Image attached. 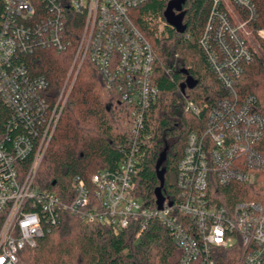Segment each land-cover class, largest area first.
<instances>
[{
  "label": "built area",
  "instance_id": "built-area-1",
  "mask_svg": "<svg viewBox=\"0 0 264 264\" xmlns=\"http://www.w3.org/2000/svg\"><path fill=\"white\" fill-rule=\"evenodd\" d=\"M148 1L2 0L0 108L6 115L0 116V264H19L20 251L34 247L63 214L119 230L132 227L137 236L156 221L180 251L177 264H217L222 252L238 256L237 264H264V193L257 201L218 202L221 189L232 182L253 183L264 167L257 150L263 121L253 112L252 100L238 102L233 90L242 66L256 53L248 40L254 4L211 2L199 45L228 96L208 111L203 130L187 135L176 166L178 198L164 199L158 210L144 207L134 196V179L144 157L139 136L157 89L152 84V48L129 12ZM79 20L76 51L51 104L48 82L32 76L21 56L39 48L64 52L70 44L68 24ZM257 35L264 39L263 30ZM84 58L97 70L105 89L131 109L132 135L114 171L95 173L90 188L73 178L72 196L63 200L36 184V175ZM184 107L194 116L200 112L187 100Z\"/></svg>",
  "mask_w": 264,
  "mask_h": 264
},
{
  "label": "trees",
  "instance_id": "trees-1",
  "mask_svg": "<svg viewBox=\"0 0 264 264\" xmlns=\"http://www.w3.org/2000/svg\"><path fill=\"white\" fill-rule=\"evenodd\" d=\"M169 1L149 0L129 12L154 56L152 84L157 89V99L145 112L139 136L144 157L134 179V196L149 209L156 207L154 192L157 188L165 200L173 202L178 198L175 173L186 137L192 131L203 130L208 111L216 101L228 96L208 68L199 45L212 0H184L183 34L163 24V12ZM250 1L256 16L249 26L252 31L264 30V0ZM3 13L0 0V21ZM81 30L80 20L68 24L66 33L70 44L64 52L39 48L21 56L32 76L44 77L48 82L51 104L62 89ZM259 49V54L242 66L233 90L238 102L252 100L253 112L263 121L257 150L264 159V41H260ZM187 76L196 85L182 94L180 86ZM186 100L200 109L197 116L185 110ZM130 112L118 95L105 89L97 70L84 58L37 169L39 186L69 200L73 178H80L90 188V179L95 173L114 171L132 135ZM1 113L0 116L6 115L2 108ZM258 174L260 178L251 184L232 182L221 189L218 202L259 200L264 193V167ZM179 257L180 251L172 244L168 231L156 221H151L137 236L132 227L119 230L63 214L59 224L37 239L34 247L20 251L19 264H177ZM238 259L232 253L222 252L217 264H237Z\"/></svg>",
  "mask_w": 264,
  "mask_h": 264
},
{
  "label": "water",
  "instance_id": "water-1",
  "mask_svg": "<svg viewBox=\"0 0 264 264\" xmlns=\"http://www.w3.org/2000/svg\"><path fill=\"white\" fill-rule=\"evenodd\" d=\"M184 0H170L163 12V18L165 24L175 30L177 34H183L185 31V25L182 24V6ZM182 74L186 75L184 71H181ZM196 85V82L193 81L189 76L186 77L184 83L180 86L181 93L184 94L185 89H192ZM54 185V182L51 183ZM156 199V207L158 210L162 208L164 197L161 194L160 188H157L154 192Z\"/></svg>",
  "mask_w": 264,
  "mask_h": 264
},
{
  "label": "rangeland",
  "instance_id": "rangeland-1",
  "mask_svg": "<svg viewBox=\"0 0 264 264\" xmlns=\"http://www.w3.org/2000/svg\"><path fill=\"white\" fill-rule=\"evenodd\" d=\"M163 24H165V23H163ZM161 27H162V23L160 24V29H161ZM250 30H251V28H250ZM249 30V31H250ZM260 30H263V29H260ZM264 31V30H263ZM248 40H249V42H250V44L252 45V47L254 48V50H255V54L257 55V54H259V43H260V41H264V39H261L258 35H257V31H252L251 30V34H249V36H248ZM77 68H78V66H76ZM69 71V70H68ZM67 74H68V72L66 73V76H65V79H66V77H67ZM64 84V83H63ZM65 96H66V94H67V92H68V87H66L65 88ZM259 174H256L255 175V179H258V178H260L259 176H258ZM259 181V180H258ZM36 184H38L37 183V180H36ZM39 185V184H38Z\"/></svg>",
  "mask_w": 264,
  "mask_h": 264
}]
</instances>
